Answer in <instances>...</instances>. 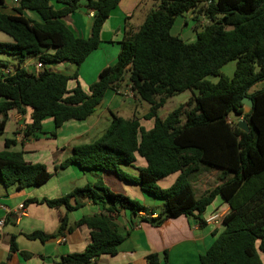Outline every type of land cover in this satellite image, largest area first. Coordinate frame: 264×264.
<instances>
[{"label":"trees","instance_id":"obj_1","mask_svg":"<svg viewBox=\"0 0 264 264\" xmlns=\"http://www.w3.org/2000/svg\"><path fill=\"white\" fill-rule=\"evenodd\" d=\"M81 1L18 0L17 14L7 15L0 0V31L12 40L0 42V56L18 59L14 69L0 61V69L13 70L0 74V136L14 110L23 115L31 110L28 136L41 131L47 118L54 120L56 129L71 120L85 121L101 106L108 90L118 91L127 80L134 95L149 105L143 119L154 120V127L146 130L136 116L126 119L113 113L105 133L93 143L76 146L59 169L76 164L84 171L109 172L162 199L165 212L144 220L156 227L180 217L206 224L202 215L220 197L230 212L223 219V231L214 232V243L200 257L201 264H264V89L251 92L264 81V0H155L138 30L126 31L116 64L103 69L88 92L79 83L68 90L69 81H78L77 73L68 76L43 67L36 75L24 66L36 57L43 65L69 62L80 67L98 49L102 28L122 0H86L93 12L88 39L77 37L63 21L79 10ZM54 3L63 8L57 10ZM26 10L39 14L42 22L27 18ZM187 13L208 21L206 26H195L192 43L172 34L177 19ZM235 60L237 68L229 79L221 69ZM209 76L220 80L214 84L207 80ZM187 91L198 95L166 118L159 116L169 99ZM245 97L253 101L248 112L242 102ZM232 114L238 119L230 123ZM241 120L250 132L238 127ZM15 144L14 139H6L5 149L0 150L4 187L23 190L46 183L51 178L47 167L27 163L23 152L10 150ZM137 156L147 165L134 177L122 166L133 165ZM201 166L221 169L222 183L198 198L191 176ZM176 173L179 177L171 187L159 185ZM87 202L101 204L107 214L76 222V227L89 228L91 242L82 253L68 254L55 264H90L103 255L116 256L125 237L113 214L126 208L135 215L149 212L140 202L112 192L101 179L61 198L30 199L27 204L65 207L58 233L63 236L68 214ZM26 237L45 243L57 236L35 231ZM10 243L11 253L17 252L16 236ZM147 263L161 264L160 256L149 255Z\"/></svg>","mask_w":264,"mask_h":264},{"label":"crops","instance_id":"obj_2","mask_svg":"<svg viewBox=\"0 0 264 264\" xmlns=\"http://www.w3.org/2000/svg\"><path fill=\"white\" fill-rule=\"evenodd\" d=\"M154 2L155 0H122L102 28L100 46L80 67L69 62L46 64L44 67L68 76L77 73L78 81H69L68 90L72 91L79 83L83 90L88 92L90 86L99 80L102 70L116 64L121 47L120 42L126 31L138 30L153 8ZM86 5L87 1L82 0L81 9L63 19L65 25L82 39L90 38L93 24V12L87 9ZM54 6L57 10L63 8L57 3H54ZM15 8L14 0H4L1 11L7 15H16ZM24 15L33 21L42 22L39 14L34 11L26 10ZM198 21L200 19H196L194 14L187 13L177 19L172 34L184 39L188 35L187 28ZM11 41L9 36L0 31V42ZM14 58L18 64V59ZM36 59L35 62L27 60L24 65L31 73L40 62L39 58ZM0 61L6 62L9 68H16L17 64L11 66L7 61L2 60L1 56ZM4 69H0V74H3ZM119 88L118 91L108 90L101 106L87 120H71L56 129L54 120L47 118L43 121L42 130L33 136L26 134L31 110H28L25 115L15 110L10 112L5 132L0 136V150L5 149L6 139H14L16 144L10 150L23 152L25 161L29 164H44L51 178L43 185L23 190H19L16 186L5 188L0 180V220L4 221V224L0 226V264H55L68 254L82 253L91 242L90 230L85 225L76 227L75 223L83 217L107 214L101 204L87 202L84 207L70 212L68 229L71 228L72 231L67 229L65 235L59 236L61 218L67 213L65 207L52 209L46 205L27 204V201L44 198L58 199L68 195L75 188H82L89 183L94 184L99 179L112 192L140 202L149 209V212L147 214L140 212L135 215L126 208L113 214L115 223L125 237V241L119 247V253L116 256L103 255L90 264H148L147 257L154 253L160 256L161 264H201L200 257L214 243L216 239L214 232L223 231L222 224L217 227L209 224L201 225L193 218L180 217L169 219L160 227H156L144 220L157 218L160 213L165 212L166 207L162 199L155 198L144 192L138 185L124 182L109 172L84 171L76 164L59 169L65 160L74 155L76 146L93 143L105 133L111 123L112 114L121 116L120 112L127 100L137 106L140 104V100L135 95L133 98L124 97L123 93L129 89L127 80L122 82ZM246 111L248 112L249 108ZM129 116L130 114L126 116L127 118L121 117L132 118ZM232 116L233 114L229 119H232ZM141 118L140 123L146 130L154 127V120H145L144 116ZM237 119L236 116V121ZM88 140L91 142L87 143ZM146 165V161L137 156L133 165H124L122 168L128 174L138 177L139 169ZM179 174L176 173L160 180L159 185L163 189L171 187ZM221 176V169L201 166L191 176L196 196L199 198L219 186L222 183ZM23 204L25 212L22 214L19 213L18 208ZM108 207L109 205L106 206ZM229 212V205L218 197L202 215V218L206 220L213 214H220L224 219ZM35 231H42L57 237L45 243L26 237L27 234ZM11 236H16L19 247V250L14 253L10 250ZM61 237L66 240L61 242ZM166 251L167 261L165 260ZM23 252L28 257L23 256Z\"/></svg>","mask_w":264,"mask_h":264},{"label":"rangeland","instance_id":"obj_3","mask_svg":"<svg viewBox=\"0 0 264 264\" xmlns=\"http://www.w3.org/2000/svg\"><path fill=\"white\" fill-rule=\"evenodd\" d=\"M80 9H81V6H80L79 10ZM197 18H199L201 22L200 21H198V23L194 22V24L191 27H188L186 30L188 35H187V37H184L183 40L188 41L190 43L194 42L196 40V36L194 34L195 33V31H194L195 26H197V25L206 26L208 24L207 19H205L203 16H199ZM1 59L4 61H7L11 66L17 64V60L13 56L1 55ZM29 60H33L35 62L37 59H36V57H33V58H30ZM236 68H237V61L236 60L231 61L221 69V73L224 76L228 77L229 79H232L234 77V73L236 71ZM207 80L216 84L219 82L220 77L219 76H209V77H207ZM262 89H264V81L253 86V88L251 89V92L260 91ZM194 95H198V91H187L185 93L174 96L173 98L168 100L167 104L162 109L159 110V116L161 118H166L171 112H173L174 110H176L180 106L187 105V103L190 101V99ZM139 102H140V104L137 106L132 101L127 100L126 103L123 105V108H122V111L120 112V115L124 116V117H126V116L128 117V115L130 114L129 117L133 118L135 115L137 118L142 119L141 117L144 116L148 112L149 105L146 102L141 101V100ZM246 109H248V108H246ZM231 118L233 119V120L229 119L231 122H236V115H233ZM90 142H91V140H88L87 143H90ZM93 172L96 173V172H100V171H93ZM191 179H193V177H191Z\"/></svg>","mask_w":264,"mask_h":264},{"label":"built area","instance_id":"obj_4","mask_svg":"<svg viewBox=\"0 0 264 264\" xmlns=\"http://www.w3.org/2000/svg\"><path fill=\"white\" fill-rule=\"evenodd\" d=\"M14 3L17 5L18 4V0H14ZM44 65L43 63L40 61L35 69H34V74L38 75L41 70L43 69ZM5 74L9 75L11 73H13V70L12 69H6L4 71ZM124 97L125 98H133L134 97V92L132 91L131 87L129 86V89L128 91H126L125 93H123ZM230 123H232L230 120H229ZM18 211L19 213H24L25 212V205H20L19 208H18ZM223 222V218L220 214H213L211 215L209 218L206 219V224H209V225H212V226H219L221 225ZM4 224V221L3 220H0V226H2ZM66 239L64 237H61L60 238V241L63 242L65 241Z\"/></svg>","mask_w":264,"mask_h":264},{"label":"water","instance_id":"obj_5","mask_svg":"<svg viewBox=\"0 0 264 264\" xmlns=\"http://www.w3.org/2000/svg\"><path fill=\"white\" fill-rule=\"evenodd\" d=\"M243 104L245 105V107L251 109L253 107V101L252 99H250L249 97H245L243 100H242ZM238 127L244 131V132H250V128H249V125L247 124L246 121L244 120H241L238 124Z\"/></svg>","mask_w":264,"mask_h":264}]
</instances>
